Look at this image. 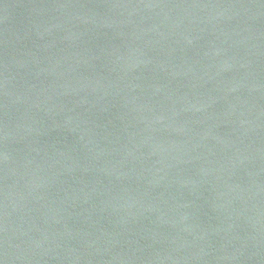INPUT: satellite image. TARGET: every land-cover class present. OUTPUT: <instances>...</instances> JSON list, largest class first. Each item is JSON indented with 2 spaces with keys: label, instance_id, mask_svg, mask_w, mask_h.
Listing matches in <instances>:
<instances>
[{
  "label": "water",
  "instance_id": "1",
  "mask_svg": "<svg viewBox=\"0 0 264 264\" xmlns=\"http://www.w3.org/2000/svg\"><path fill=\"white\" fill-rule=\"evenodd\" d=\"M0 264H264V0H0Z\"/></svg>",
  "mask_w": 264,
  "mask_h": 264
}]
</instances>
